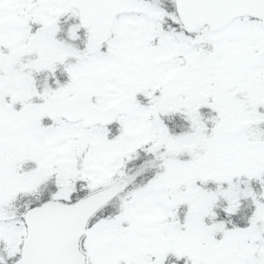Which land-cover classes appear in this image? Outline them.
<instances>
[{"label":"snow or ice","instance_id":"obj_1","mask_svg":"<svg viewBox=\"0 0 264 264\" xmlns=\"http://www.w3.org/2000/svg\"><path fill=\"white\" fill-rule=\"evenodd\" d=\"M0 264H264V0H0Z\"/></svg>","mask_w":264,"mask_h":264}]
</instances>
